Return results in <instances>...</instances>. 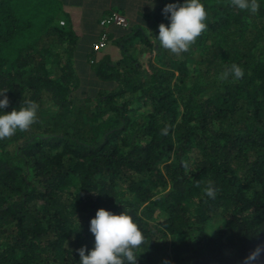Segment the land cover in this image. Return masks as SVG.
Segmentation results:
<instances>
[{"label":"trees","instance_id":"16d2710c","mask_svg":"<svg viewBox=\"0 0 264 264\" xmlns=\"http://www.w3.org/2000/svg\"><path fill=\"white\" fill-rule=\"evenodd\" d=\"M184 2L78 37L62 0H0V114L39 105L0 140V264H80L99 209L139 226L136 264H242L264 245V0H201L207 30L177 56L156 37ZM109 44L118 59L97 56ZM232 64L243 78L220 80Z\"/></svg>","mask_w":264,"mask_h":264},{"label":"clouds","instance_id":"9594fccd","mask_svg":"<svg viewBox=\"0 0 264 264\" xmlns=\"http://www.w3.org/2000/svg\"><path fill=\"white\" fill-rule=\"evenodd\" d=\"M231 4L235 8L253 13L259 9L257 0H231ZM163 14L166 19H170V26L161 23L156 38L164 49L177 56L189 51L191 45L207 30V12L201 0H185L182 5L168 4L163 9ZM229 76L242 79L244 69L232 64L226 67L219 79L227 80ZM6 93L7 90L0 91V96L3 97L0 99V109L9 106ZM38 111L39 105L36 102L26 100L19 110L13 109L11 113L0 114V140L15 135L17 130L28 131L37 122ZM167 133L166 126L162 134ZM205 194L215 199L216 188L212 181L208 182ZM90 232L95 237V246L91 251L86 246L76 250L80 256V264H136L135 250L143 245L145 236L127 212L116 215L99 209L95 218L90 221ZM262 253L264 245L257 246L244 258L242 264H261Z\"/></svg>","mask_w":264,"mask_h":264},{"label":"crops","instance_id":"0c3cea01","mask_svg":"<svg viewBox=\"0 0 264 264\" xmlns=\"http://www.w3.org/2000/svg\"><path fill=\"white\" fill-rule=\"evenodd\" d=\"M152 1V0H151ZM150 0H62V10L68 14L69 21L75 35L82 37L87 26L95 25L98 20L111 12H120V9H131L133 12L139 11L140 7ZM119 11V12H118ZM120 14V13H119ZM124 17H126L124 15ZM100 24V23H99ZM116 50L112 45L97 56L110 55L115 58Z\"/></svg>","mask_w":264,"mask_h":264},{"label":"built area","instance_id":"2783aa9c","mask_svg":"<svg viewBox=\"0 0 264 264\" xmlns=\"http://www.w3.org/2000/svg\"><path fill=\"white\" fill-rule=\"evenodd\" d=\"M100 25L102 27H107L108 25L126 27L127 19L126 17H124L123 15L117 12H112L106 19L101 20ZM105 42H106V36L103 35L101 39L96 44H94V47H93L94 51L99 52L100 50H102V48L105 47Z\"/></svg>","mask_w":264,"mask_h":264},{"label":"rangeland","instance_id":"374dc122","mask_svg":"<svg viewBox=\"0 0 264 264\" xmlns=\"http://www.w3.org/2000/svg\"><path fill=\"white\" fill-rule=\"evenodd\" d=\"M109 16V15H108ZM108 16H105V17H103L101 20H104V19H106ZM101 20H100V22H101ZM64 21L63 20H61V22L59 23L60 25H62V23H63ZM75 33V32H74ZM116 53V55H115V58L114 59H118L119 57H120V54L116 51L115 52Z\"/></svg>","mask_w":264,"mask_h":264}]
</instances>
